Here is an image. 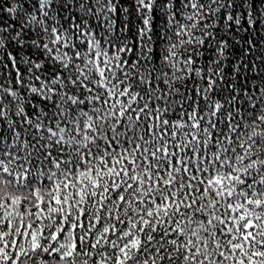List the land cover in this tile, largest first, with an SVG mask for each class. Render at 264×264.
<instances>
[{
  "label": "snow or ice",
  "instance_id": "obj_1",
  "mask_svg": "<svg viewBox=\"0 0 264 264\" xmlns=\"http://www.w3.org/2000/svg\"><path fill=\"white\" fill-rule=\"evenodd\" d=\"M0 264H264V0H0Z\"/></svg>",
  "mask_w": 264,
  "mask_h": 264
}]
</instances>
